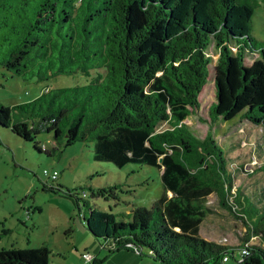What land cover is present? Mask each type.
Here are the masks:
<instances>
[{
	"label": "trees",
	"instance_id": "trees-1",
	"mask_svg": "<svg viewBox=\"0 0 264 264\" xmlns=\"http://www.w3.org/2000/svg\"><path fill=\"white\" fill-rule=\"evenodd\" d=\"M258 3L264 7V0H0V66L24 79L89 76L24 102H0V124L39 150L37 134L46 130L65 145L92 140L96 159L162 169L163 193L150 206L120 212V220L84 202V224L102 246L132 247L162 264H221L226 251L248 242L239 264H264V37L252 28ZM208 77L216 96L211 125L220 117L250 123L245 147L259 161L250 169L236 162L244 151L231 154L241 149L242 133L220 141L211 128L199 138L185 121L199 109ZM243 166L250 186L232 190ZM212 192L247 217L241 243L200 234ZM254 234L260 240L252 243ZM49 251L47 244L1 248L0 264H51ZM103 261L94 254L89 264Z\"/></svg>",
	"mask_w": 264,
	"mask_h": 264
},
{
	"label": "rangeland",
	"instance_id": "rangeland-1",
	"mask_svg": "<svg viewBox=\"0 0 264 264\" xmlns=\"http://www.w3.org/2000/svg\"><path fill=\"white\" fill-rule=\"evenodd\" d=\"M252 28L256 35L264 37L262 3L255 8ZM209 52L215 61L218 51L212 44ZM213 79L208 77L199 94V109L185 121L199 138H205L211 128L220 141L236 132L242 133L241 149L231 154L237 156L242 154L237 151H244L236 162H243L250 169L249 166L259 162L245 147L244 135L250 123L239 117L230 120L220 117L211 125L210 104L216 99ZM88 80L89 76L80 71L58 73L42 80L24 79L0 66V102L13 105L33 99L49 87L75 86ZM36 139L41 150L32 140L0 124V249L47 244L51 264H89L82 252L89 249L94 254L101 248L102 264H112L114 251L102 246L101 239L84 224L83 215L89 211L84 202L111 211L120 220V212H128L136 205L150 206L163 193L162 169L148 163L129 162L118 166L111 160L96 159L92 140H76L65 145L46 130H41ZM45 168L56 169L57 177L47 176ZM236 174L232 190L238 184L248 188L251 178L247 170L239 169ZM76 195L80 197L81 207ZM206 202L212 209L200 224V234L219 242L241 243L247 234L244 222L247 217L243 219L239 213L235 215L222 206L215 192L207 196ZM249 238L252 243L260 240L255 234ZM240 255V248L235 247L234 254L221 264H239ZM142 258L141 264H162L148 253Z\"/></svg>",
	"mask_w": 264,
	"mask_h": 264
},
{
	"label": "crops",
	"instance_id": "crops-1",
	"mask_svg": "<svg viewBox=\"0 0 264 264\" xmlns=\"http://www.w3.org/2000/svg\"><path fill=\"white\" fill-rule=\"evenodd\" d=\"M100 249L101 248L96 250L94 254H98L99 256H101ZM143 254L144 253H141L139 250L132 247L116 249L113 253L114 258L112 264H141L140 261H142L143 259Z\"/></svg>",
	"mask_w": 264,
	"mask_h": 264
},
{
	"label": "built area",
	"instance_id": "built-area-1",
	"mask_svg": "<svg viewBox=\"0 0 264 264\" xmlns=\"http://www.w3.org/2000/svg\"><path fill=\"white\" fill-rule=\"evenodd\" d=\"M44 173L47 176H50L52 178H56L57 175H58V171L56 169H53V170L50 171L48 168H45L44 169ZM239 248H240V253L243 254V253H247L248 252L250 246H249L248 242H246L244 245L240 246ZM82 255L86 257L87 261H90L93 258V256H94V254L91 253L89 250L83 251ZM229 255H230V252L226 251V253L222 257V261L228 260L230 258ZM240 259H241V255H240Z\"/></svg>",
	"mask_w": 264,
	"mask_h": 264
}]
</instances>
